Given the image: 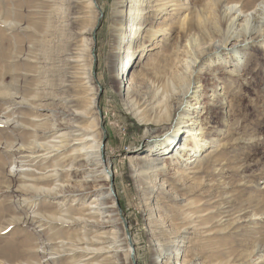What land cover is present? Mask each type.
<instances>
[{
  "label": "rangeland",
  "instance_id": "1",
  "mask_svg": "<svg viewBox=\"0 0 264 264\" xmlns=\"http://www.w3.org/2000/svg\"><path fill=\"white\" fill-rule=\"evenodd\" d=\"M115 1L0 0V264H106L103 254L85 256L107 229L86 224L83 206L90 197L76 193L84 173L74 170L72 149L45 150L66 123L97 124L124 229L116 233L123 250L119 264H264V49L241 54L236 67L228 55L218 65L216 56H205L196 67L213 62L204 74L206 87L212 78L223 81L207 96L227 106L224 115L206 120L204 132L215 139L207 160L135 176L130 157L149 155L187 107L161 102L165 90L157 83L140 89L141 99L119 92L121 76H111L108 53L128 8L132 17L146 2L128 0L118 25ZM186 1L192 0H176V11L148 21L152 29L163 21V31L141 40L146 49L160 45L146 53L156 52L161 68L183 58L190 33L179 24L191 12L197 15ZM200 14L192 33L201 51L220 39L224 27L218 29L217 18L224 26L226 19L210 3ZM69 56L78 63L67 62ZM78 67L97 93L95 107L82 119L66 115L84 110L86 93L70 77Z\"/></svg>",
  "mask_w": 264,
  "mask_h": 264
},
{
  "label": "bare ground",
  "instance_id": "2",
  "mask_svg": "<svg viewBox=\"0 0 264 264\" xmlns=\"http://www.w3.org/2000/svg\"><path fill=\"white\" fill-rule=\"evenodd\" d=\"M127 2L129 1L121 2V0H116L113 4V18L118 25H120L119 23L123 18V9L127 6ZM145 2L141 13H137V15L133 13L132 17V13H130L131 8H128L127 13L129 17L125 20L124 26H119L120 28L117 30L114 41L115 46L110 49L107 61L111 76L114 79H118L121 76L118 90L124 93V97L126 96L133 100L141 99L140 89H145L148 86H152L151 84L157 83L159 84L157 86L164 87L165 90V99L163 98L161 102L165 104L169 100L172 103V100H174V105L177 106V109L183 108L184 105L187 107V112L183 116H180L176 123L164 134V141L154 144L149 148V155L135 154L130 157V163L133 165V174L142 178H150L153 175L158 176L168 171L175 172L176 169L179 171L180 169L194 168L202 164L207 156L213 154V149L210 148L215 147L213 146L215 139L211 138L210 141V131L204 132L205 125L209 123L206 120L213 118L217 112L224 115L227 106L221 102V99L210 101L207 92L210 90L216 92L218 87H221L219 85L222 84L223 79H210L209 84L211 88L209 89L206 87L204 74L213 62L210 61L205 67L198 70H196V67H198V64L202 62L205 56H216L215 63L217 65L219 62L220 64L226 62V57H222L221 55H228L236 67L242 59L241 54L247 55L255 49H264V0L186 1L185 5H190L188 9H194V13L197 14L196 16L190 15L191 12L185 17L187 21L183 20L179 24L181 31L183 30L185 33L188 31L190 33L187 39V46L181 51L183 58L175 57V60L172 59L173 61H171L169 66L164 68L159 66L161 59L159 56H156V52L149 53L148 55L146 53L155 51L160 45L157 43L151 44L146 49L141 40L145 38L148 32L154 34L157 31L164 30L163 27L159 26L163 21L158 23L154 29L147 28L150 17L154 18L158 14L166 15L170 11H176L177 9L173 8H177V3L176 0H145ZM208 3L213 5L214 10L224 15L226 26L217 18L215 24L218 26V29L224 27L220 39L218 41H213L214 39L210 40L213 44L200 51V45L195 42L196 38L194 33H192L194 27H196L193 23L195 17L201 15V11L208 6ZM235 6H238V8L236 9ZM135 20L138 21L136 22ZM134 40L137 42H134ZM121 47H124V50L119 60L118 50ZM76 54H78L77 50L74 55ZM77 58L69 56L67 62L76 64L78 63ZM165 69L167 70L164 71ZM74 70L73 73H70V77L78 81L81 89L85 91L84 93L86 94L83 98L85 105L83 111L74 112L70 110L66 115L80 116L81 119L83 117L87 118L89 108L95 107L97 93L96 91L91 92L88 86L90 83L88 81L89 77H84L82 72L79 71V67ZM129 73L130 76H128ZM158 91H162L161 88ZM159 103L156 105L160 106ZM92 124L84 126L66 123L60 126L62 128L55 129L53 127L55 129V136L50 141V144H47L45 150L49 152H63L68 148L72 149L70 150L71 156H73L72 160H77L76 163H78L77 168L75 167L74 170L84 173L83 183L76 193L80 192V195L85 193L86 197H90L85 203L86 205L83 206L86 209V224L95 228L107 229L101 235L97 234L98 248L90 251H88L89 249H83L84 251H88L85 256H88V254H93L94 256L101 254L99 256L102 259L103 254L102 261H105L106 264H119V253L123 252V250L120 249L122 244H119L120 239L118 241L116 233H118V229L121 228L123 231L124 229L118 212L119 208L115 202V190L113 186H110L111 173L101 155V140L97 139V134L95 133L97 129L95 126L97 124ZM63 130L64 132L58 134V131ZM181 137H183L182 142L176 143ZM172 148L174 152L173 150L169 152ZM184 172L182 171V174ZM159 185L160 188L164 186ZM127 249H129L128 255L130 257L131 249L129 245ZM77 250L83 251H81V248H77ZM153 262L155 264L158 263L157 259H154Z\"/></svg>",
  "mask_w": 264,
  "mask_h": 264
},
{
  "label": "water",
  "instance_id": "3",
  "mask_svg": "<svg viewBox=\"0 0 264 264\" xmlns=\"http://www.w3.org/2000/svg\"><path fill=\"white\" fill-rule=\"evenodd\" d=\"M106 140H105V138L103 139V144H104V142H105Z\"/></svg>",
  "mask_w": 264,
  "mask_h": 264
}]
</instances>
